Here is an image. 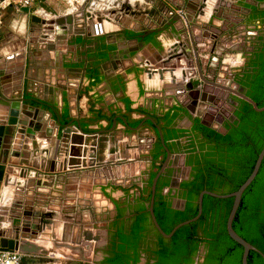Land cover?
I'll return each instance as SVG.
<instances>
[{
  "label": "crops",
  "instance_id": "crops-1",
  "mask_svg": "<svg viewBox=\"0 0 264 264\" xmlns=\"http://www.w3.org/2000/svg\"><path fill=\"white\" fill-rule=\"evenodd\" d=\"M199 1H189L191 6L187 9L192 16ZM206 2L203 13L191 19L197 21L190 27L195 35L211 17L208 26L214 33L221 23L216 17L226 15L230 21L233 19L228 14L235 10L231 0ZM154 6L155 0H40L19 10L0 8L5 32L0 69L9 75L3 80L6 92L18 91L25 98L35 99L30 104L36 108L43 130L52 125L56 131L55 118L70 120L72 129L79 124L88 131L111 125L109 140L116 150L108 159L109 168L69 171L56 176L54 184L44 188H35L34 182L29 183V189L16 183L10 188L7 204L15 198L24 202L22 207L40 209L46 215L42 231L30 242L38 252H48V257L58 260L56 264L81 256L91 258L97 244L103 241L108 223L121 215L118 209L133 205L140 198L146 154L157 137L152 125L144 120L152 110L151 101L162 94L169 102L175 87L169 81V72L160 79L157 72L136 73L134 66L148 62L164 69L159 60L168 48L161 51L151 45L120 40L112 46V55L104 56L99 54L97 43L113 41L121 31L159 27L147 15L137 13L146 9L153 12ZM66 14L71 15V22L51 24L54 35L50 37L43 36L39 28L31 31L28 23L33 15L51 21ZM176 25L183 23L178 21ZM63 27L72 31L59 34ZM73 33L77 36L70 41ZM180 64L184 67L186 60L181 59ZM182 69L177 67L173 73L179 76ZM31 258L25 255L20 264H42L33 263Z\"/></svg>",
  "mask_w": 264,
  "mask_h": 264
},
{
  "label": "flooded vegetation",
  "instance_id": "flooded-vegetation-1",
  "mask_svg": "<svg viewBox=\"0 0 264 264\" xmlns=\"http://www.w3.org/2000/svg\"><path fill=\"white\" fill-rule=\"evenodd\" d=\"M189 1L194 0H183L181 4L172 0H155L157 6L153 7L155 9L153 12H148L146 9L137 13L147 15L159 27H145L139 31H121L117 39L97 43L99 54L104 56L112 55L114 50L112 46H117V41L120 40L135 41L141 46L151 45L158 47L161 51L168 48L164 58L159 60L161 62L159 64L164 69L148 62L143 66L134 67H136V73L140 70L142 72L148 70L147 73L157 72L160 79L166 78V74L169 72L171 74L169 81L175 89L169 102H165L162 94L155 97L151 101L152 110L149 111L147 119L144 120V123L152 125L157 137L151 143L146 154V168L143 172L141 171L143 177L141 178L142 185L139 187L140 198L133 205L118 209V213L121 215L108 223L103 241L97 244L91 258L81 256L76 259H67L60 264L155 263L159 236L164 239H170L172 236L165 238L157 231L148 210L150 200H144V196L148 195L149 192L151 193L154 177L150 184L149 180L152 173H157L168 156L166 166L157 179L154 198L161 196L165 205L168 203L167 210H185L188 196L191 193L190 184L194 166L202 167L206 159L223 156V146L216 143L215 133L225 136L231 129L238 126L237 112L242 103L247 101L229 90L216 89L210 84H205L200 79L197 64H199L203 77L209 81L219 83L248 96L246 85L248 75L255 68L257 56L264 50V0H231V6L235 10L228 11V14H232L233 19L230 21L226 15L216 17L221 23L217 32L214 33L209 30L208 26L211 24V17L207 25H201L203 29L197 35L191 31L190 27L194 25L191 20L192 17H197L200 13L198 12L200 5L198 2L196 11L192 16L187 9L188 6H191ZM34 18L46 20V18L38 16H34ZM178 21L182 22L183 25L177 26L176 22ZM167 22L168 24H166ZM28 23L33 27V31L39 28L45 37L54 35L50 24H44L45 27H43L42 24L33 22L32 16ZM198 23L200 22L198 21ZM3 25L2 22L0 26L1 38L5 35V32L2 31ZM71 31V28L67 30L63 27L59 34H67ZM75 31L77 32V30ZM76 36L77 34H70L69 40H74ZM52 39L55 41L57 38ZM167 39H170L172 43L168 42ZM208 39L210 40L207 41ZM199 43L202 45L200 46ZM99 54L96 55L99 56ZM181 59L186 60L184 67L179 65ZM213 59L214 63L212 62ZM177 67L183 68L179 76L173 73ZM189 81L193 84L191 89L186 87ZM121 85L123 86V83H119L120 87ZM30 102H35V99H28V103ZM60 121L64 126H59L58 133L67 128L72 131H77L80 128L85 133H97L99 140L98 155L102 156L103 159L94 169L110 167L108 159L110 160V154L116 150L110 143L111 139L109 140L111 125L108 127L99 125L95 130L88 131L82 128L80 124L72 129L70 120L64 121L62 118ZM208 134L212 135L214 140ZM87 168L90 167L87 166L84 169ZM141 205H144V209L136 214L134 210ZM126 213L128 214L127 217H125ZM141 216L142 218H140ZM155 218L157 220L156 215ZM136 221L135 235L133 234V227ZM158 225L160 226L159 223ZM160 228L162 229L161 226ZM201 230H199L200 234H202ZM197 239L198 250L194 255L193 264L203 263L208 250L209 242L202 235ZM30 260L33 263L42 264H56L58 261L47 255L32 256Z\"/></svg>",
  "mask_w": 264,
  "mask_h": 264
},
{
  "label": "water",
  "instance_id": "water-1",
  "mask_svg": "<svg viewBox=\"0 0 264 264\" xmlns=\"http://www.w3.org/2000/svg\"><path fill=\"white\" fill-rule=\"evenodd\" d=\"M206 1L207 0L199 1L200 9L198 12L201 14L203 13L202 8L206 6ZM87 15L88 14H85L84 16ZM71 18L70 14H66L49 21L34 18V16H32V21L37 24L51 25L60 24L64 20L70 23ZM192 23L196 24L197 21L194 20ZM1 25L2 22L0 23V26ZM30 29L33 31L32 26H30ZM2 41L0 37V51L2 48ZM197 66L200 79L205 84H210L216 89L223 88L229 90L251 104L256 111L264 110V106L258 108L256 103L245 94L227 88L219 83L209 81L203 77L199 64H197ZM3 71L4 70L0 69V249L18 251L24 255H28V257L47 255L48 252H38L35 246L30 242V239L34 238L42 231V224H44V216L46 215L40 209L28 210L22 207L23 205L21 204L24 202L15 198L12 201L10 200L9 204H7L6 199L10 196V188L16 183L19 187H27V189H29L28 185L31 182H34L35 188H44L52 186L56 176L65 175L69 171L82 170L86 166L95 168L103 159L102 156L98 155V134L85 133L80 128L77 131H72L70 128H67L58 133L59 126H64L59 118H55L57 124L56 131H53L52 125H48L47 128L43 130L44 124L37 115L36 108L28 103V99L17 94L18 91L13 94H8L6 92L3 80L9 75L8 73L5 74ZM12 74H16V71L11 73V75ZM186 87L187 89H191L193 87L192 82H187ZM52 112L54 113L53 110ZM191 112H193V110H191ZM112 128H114V126ZM159 134L163 143L160 131ZM263 157L264 145L257 155L252 171L237 190L227 194L202 190L197 199V214L188 220L176 224L169 233H166L157 223L153 213V201L155 185L160 173L166 166L168 160L167 156L152 180L151 198L148 207L151 220L157 231L163 237L169 238L179 227L196 220L201 214L202 199L205 194L217 198H233L226 219V231L232 240L243 247L241 264H247V256L250 250L256 251L264 257L259 249L238 235L232 227V221L239 206L242 193L256 176ZM17 177L22 180H18ZM47 215L51 216V214Z\"/></svg>",
  "mask_w": 264,
  "mask_h": 264
},
{
  "label": "trees",
  "instance_id": "trees-1",
  "mask_svg": "<svg viewBox=\"0 0 264 264\" xmlns=\"http://www.w3.org/2000/svg\"><path fill=\"white\" fill-rule=\"evenodd\" d=\"M254 65L255 68L248 75L246 82L247 95L259 108L264 106V50L257 56ZM237 115L239 122L236 128L231 129L225 136L215 133L216 143L223 146V156L206 159L202 167L194 166L191 193L185 210H167L168 203L165 205L161 196L154 198V213L164 232H170L178 222L197 214L196 200L200 191L227 194L237 190L249 176L264 145V110L256 111L251 104L243 102ZM208 136L214 140L212 135ZM154 175L155 172L152 173L149 184ZM150 195L149 192L144 196V200L149 201ZM232 201L233 198L203 195L202 214L196 221L179 227L170 239L159 236L156 261L153 264H193L194 255L198 250L197 238L200 235L209 242L207 254L201 264H241L243 247L232 240L226 231V219ZM142 209L144 205L138 206L134 212L138 214ZM136 224L137 221L133 227L135 235ZM232 227L238 235L264 255V157L256 176L242 193ZM247 264H264V257L250 250Z\"/></svg>",
  "mask_w": 264,
  "mask_h": 264
},
{
  "label": "built area",
  "instance_id": "built-area-1",
  "mask_svg": "<svg viewBox=\"0 0 264 264\" xmlns=\"http://www.w3.org/2000/svg\"><path fill=\"white\" fill-rule=\"evenodd\" d=\"M40 0H2L0 7H12L19 10L26 7L33 6ZM25 255L18 251L1 250L0 249V264H20Z\"/></svg>",
  "mask_w": 264,
  "mask_h": 264
}]
</instances>
